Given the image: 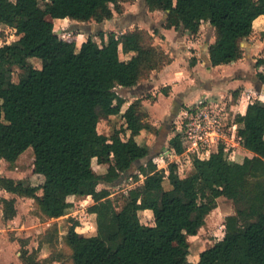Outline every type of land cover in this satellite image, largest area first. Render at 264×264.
I'll return each instance as SVG.
<instances>
[{
	"label": "trees",
	"instance_id": "1",
	"mask_svg": "<svg viewBox=\"0 0 264 264\" xmlns=\"http://www.w3.org/2000/svg\"><path fill=\"white\" fill-rule=\"evenodd\" d=\"M124 1L0 0V25L18 35L0 45V159L15 162L31 147L34 172L44 178L32 185L0 175V191L34 198L47 218L65 215L72 207L71 196L91 195L94 202L88 211L96 215V233L77 231L79 221L72 218L64 236L73 264H264V104L253 101L235 118L241 124L240 142L252 156L231 160L229 148L220 143L208 158L193 156L190 174L179 175L175 162L169 163L166 174L148 158L149 147L136 139L142 130L158 133L146 120L144 98L122 112L127 99L118 88L148 78L170 63L171 56L154 44L153 34L139 27L122 34L100 29L80 46L77 32L63 38L55 30L58 18L109 20ZM146 2L150 10L167 13L166 27L183 25L196 34L208 21L215 30L209 46L213 66L243 57L241 42L264 14V0ZM122 52L132 56L125 59ZM256 65H264V57L257 58ZM13 66L25 70L17 82L12 80ZM257 77L264 83V71ZM111 115H119L124 123L106 135L98 125ZM170 144L178 154L186 149L179 133ZM94 162L106 165V171L96 172ZM124 178L142 184L129 189L118 209L110 188L98 186ZM221 196L234 202L236 212L225 217L223 236L191 260L188 237L198 234ZM1 198L4 218L12 219L15 198ZM146 209L153 211L152 224L141 221ZM20 258L26 264H42L27 249Z\"/></svg>",
	"mask_w": 264,
	"mask_h": 264
},
{
	"label": "rangeland",
	"instance_id": "2",
	"mask_svg": "<svg viewBox=\"0 0 264 264\" xmlns=\"http://www.w3.org/2000/svg\"><path fill=\"white\" fill-rule=\"evenodd\" d=\"M41 4L43 5L44 2H42ZM103 22H96L93 20L89 22L67 20L61 27L56 26L58 29L57 33L61 37H67L74 31L77 32V45L79 46L80 42H82L83 39L87 38L90 33L97 32V30L103 28ZM59 27L62 29L61 31ZM202 33H209L210 36L211 28H209V26L204 27ZM78 34H80L79 38ZM205 37L206 36H203L201 39V43H204V45H206ZM17 38L18 35L16 34V30L14 28L0 25L1 45H3L4 43L14 42ZM95 39L97 41H100V38L98 36L95 37ZM250 42H256V45L262 43V46L259 48L257 54H254V58L257 59L261 56L264 57V31L260 32L254 29L251 34V40L250 38H247L241 42L243 48V56L244 54L246 55V53L248 54V46ZM31 62L38 67L41 66V62L37 58H32ZM248 69H250L248 73L251 77L252 75H254V73H256L257 75V72L260 70L264 71V65L257 67L255 61L252 62L251 65H249ZM11 75L12 80L17 82L19 78L25 75V70L18 66H13ZM156 91L157 90H152L150 92H146L145 94V97L149 100L145 99V104H143L146 111L149 113V116L146 119L149 122L153 120L152 110L154 113L157 112L156 109L158 105L156 104V97L154 96V93H159ZM119 92L127 96L128 99H130V96L132 95V91L126 90L124 88H121ZM200 107L206 108V111H209L210 113L208 117L202 119L201 121L203 129H206V127H210V131L216 132H219L220 129H223L224 125L220 116L221 113H223L224 108H222L221 105L212 102V104L209 106L201 105ZM188 110L190 109H188V107H186L184 104H181L180 106H172V104L169 105L167 110L165 109V116L163 118H159L160 121H158L157 127L158 130L162 131V133H160L159 131L158 133H152L151 131L145 130L142 136L138 137V141L140 143L145 144L149 147L150 154L148 158L154 159L156 157H160L161 154L165 155V161L159 160L160 158L157 160L162 167H167L166 169L162 168L165 170L166 174H168L167 170L169 163L172 161H178L181 164L180 168H177V170L178 173L180 172L182 174V176H186L191 173L190 170L186 169L188 162L187 157H185L187 160L186 161L181 159L180 157H171V155L166 152L167 149H170L171 135L173 134V136H175V134L180 131L181 127L184 125V119L187 115V113L185 112ZM204 116L205 114H202L201 118H203ZM121 126L122 119L119 115H117L113 116L112 118L102 117L100 119L98 129L101 133L110 135L115 129H119ZM125 137L127 136L125 135ZM237 141H240L239 137L237 138ZM217 143L218 145L220 143H223L227 148H229L228 158L234 160L233 157L230 156V153L232 148L237 149V147L233 146V144H231L230 142V145H227L221 139H218L215 143L216 147L218 146ZM191 144H188V146H191ZM187 148L188 147H186V150ZM208 148H210V145H200L199 147L195 146L187 154L189 156L191 155V157L193 158V156H198L199 151H205ZM159 164L158 168H160ZM93 165L94 169L98 173L106 171V165L100 166L96 162H94ZM134 169H136L135 165ZM0 175L4 177H10L16 181L20 180L25 183H30L32 185H39L43 182L44 179L42 175L34 172V152L31 147L25 150L15 162H8L5 159H0ZM140 184H142L141 180L136 181L132 180L131 178H124L109 185L100 183L98 187L102 188L108 186L110 188L111 198L119 209L121 205H123L129 189ZM165 187H169L167 181L165 182ZM12 195H14L15 198L17 214L12 219H5L3 216L4 205L3 203H1V197L5 196L8 198H13ZM69 199L72 201V207L67 211L65 215L58 218H47L39 211L34 198L23 197L6 190H1L0 254H2V257H4V259H0V264H26L23 263L19 257L21 255L22 249H27L29 252H32V256L42 264H73L71 249L64 240V236L67 234L71 225V219L74 218L79 221V226L76 227L78 231H82L87 235H93L96 233V218L94 214L92 215V213L88 211V207L94 202L92 198L90 199L89 197H86L83 199L79 197H70ZM219 203L221 204V206L226 207L227 212L231 209V206L232 208L235 207L234 202L227 198L221 197ZM224 213L225 212L223 211L221 214V219L224 218ZM140 215L141 221L143 223L150 224V217L152 216L150 212H141ZM220 224L216 226L214 225L216 228L215 230L205 229L202 230L197 237H188L191 253L193 255L191 260L194 259L195 254H199L210 245L208 242L209 240L216 241L217 238L223 236L224 229ZM48 240L50 242H48ZM203 242L204 244H202ZM200 244L201 246L197 247Z\"/></svg>",
	"mask_w": 264,
	"mask_h": 264
},
{
	"label": "crops",
	"instance_id": "3",
	"mask_svg": "<svg viewBox=\"0 0 264 264\" xmlns=\"http://www.w3.org/2000/svg\"><path fill=\"white\" fill-rule=\"evenodd\" d=\"M121 5L122 10L120 12L114 11L113 17L109 20H105V22L102 23L103 28L100 29L106 32L113 31L117 34L133 30L136 27L145 29L153 34L154 44L164 49L172 58L170 63L166 64L159 70L152 71L148 78L140 80L136 85L132 87L118 88V90L124 88L132 91L130 99L121 93L127 99L122 107V112H124L128 105L137 98L143 97V103L145 104V99H148L145 97L146 92L157 90L156 92L159 94L154 93V96L156 97L155 101L158 105L156 109L157 112L154 113L152 110L153 120L150 123L158 129L159 118L165 116V109L167 110L171 104L172 106H180L181 104H184L190 109L201 105L209 106L212 102L217 103L224 108V111L220 116L224 127L223 129H220L219 132L210 131L209 135L211 142H208L207 144L210 145V148L205 151H199L198 156L201 158H208L211 153L216 152L219 145L217 143L218 146L216 147L215 143L218 139H221L227 145H230L231 143L233 146L237 147V149H231V156L234 160L242 162L246 156H252L253 153L247 150L240 141H237L238 129L241 124L235 122V118L239 114H245L249 103L259 100V98H264V83L258 79L256 73L251 77L248 73V71H250V69H248L249 65H251L252 62L257 61V59L254 58V54H257L262 43L256 45V42H250L248 46V54H244L242 58L230 63L213 66L210 61L209 46L215 41V30L208 21H203L201 23L200 29L196 34H191V31L185 30L183 25H180L179 27H166L167 13L160 10H150L146 0H128L122 2ZM67 20L71 19L68 17L56 19L55 30L58 31L56 26L61 27ZM208 26L211 28L210 36L209 33H202L203 28ZM253 28L256 29V31H264V14L259 15L254 20ZM61 30L62 29L60 28V31ZM251 34L247 37L250 38V40ZM79 35L80 34H78V38ZM203 36H206V45L201 43ZM86 39L87 38L83 39L82 42ZM121 55L123 58L129 59L132 56V53L122 52ZM192 58L195 59L194 64L191 63ZM163 88H167V93L162 91ZM261 103L264 104V102ZM113 116L116 115H111L109 117L112 118ZM122 123H124L123 119ZM144 131L145 130H142L140 135L136 137L137 141L138 137L142 136ZM158 131L162 133L161 130ZM177 133H179V131ZM127 135H129V132H127ZM172 136L173 134L171 135V138ZM166 152H168L171 157L176 156L183 160H186L185 157H187L188 162L186 169L190 170V172L193 171V158L191 155L189 156L187 152L184 151L185 153L178 154L171 147L170 149H167ZM157 159L165 161V155L161 154L160 157L153 159L158 165L159 163ZM172 162H175L178 168H180L181 164L178 161ZM159 167L167 168L162 167L160 164ZM179 174L182 176L180 172ZM12 197H14V195H12ZM86 197H89L90 199L92 198L91 195L79 196V198L83 199ZM221 197L226 198L224 196ZM221 197L217 199V206L206 215V222L200 228L198 234L205 229L215 230V226L220 223L225 231V217L234 214L236 210L235 207L232 208L231 206V209L227 212L226 207L221 206L219 203ZM223 211L225 212L223 215L224 218L221 219ZM143 212H150V214H152L150 217V224H152L154 221L153 211L151 209H146ZM94 216L96 218L95 214ZM198 234L194 235V237H197ZM208 242L210 244L208 247L215 243L213 240H209ZM202 244H204V242ZM200 246L201 244L197 247ZM0 259H4L2 254H0Z\"/></svg>",
	"mask_w": 264,
	"mask_h": 264
},
{
	"label": "built area",
	"instance_id": "4",
	"mask_svg": "<svg viewBox=\"0 0 264 264\" xmlns=\"http://www.w3.org/2000/svg\"><path fill=\"white\" fill-rule=\"evenodd\" d=\"M1 45V44H0ZM259 101L264 102V98ZM203 109V110H202ZM206 108L196 107L190 108V110L186 111V118L184 119V125L181 127L179 133L181 134L182 142L185 147H188L185 150L187 153L195 146H207L208 142H210V127H206V129L202 128V119L208 117L210 114L209 111H206ZM202 114H205L203 118H201ZM198 122V124H197ZM207 124V123H206ZM208 135V136H207ZM191 144V146L188 144ZM231 156V153H230Z\"/></svg>",
	"mask_w": 264,
	"mask_h": 264
},
{
	"label": "water",
	"instance_id": "5",
	"mask_svg": "<svg viewBox=\"0 0 264 264\" xmlns=\"http://www.w3.org/2000/svg\"><path fill=\"white\" fill-rule=\"evenodd\" d=\"M58 31H56V33H57ZM58 34V33H57ZM262 84V83H261Z\"/></svg>",
	"mask_w": 264,
	"mask_h": 264
}]
</instances>
